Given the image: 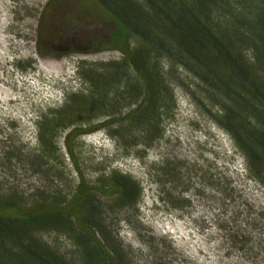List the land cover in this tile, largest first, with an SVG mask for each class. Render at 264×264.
I'll return each mask as SVG.
<instances>
[{"label": "trees", "instance_id": "1", "mask_svg": "<svg viewBox=\"0 0 264 264\" xmlns=\"http://www.w3.org/2000/svg\"><path fill=\"white\" fill-rule=\"evenodd\" d=\"M53 1L40 13V26ZM91 2L111 29L82 46L118 57L76 62L79 89L70 88L60 106L33 114L34 146L0 112V264H131L107 215L136 209L140 182L110 169L90 183L76 152L84 136L102 132L121 156L144 161L173 118L176 91L228 137L247 179L264 191V0ZM74 15L63 23H78ZM48 41L53 53L57 41ZM46 50L37 46L39 55ZM27 63L21 72L33 71ZM66 160L77 177L70 189L52 185L64 178ZM164 166L148 169L151 181L175 177ZM30 174L44 184L23 189L20 178ZM50 234L64 237L71 254L44 239Z\"/></svg>", "mask_w": 264, "mask_h": 264}, {"label": "rangeland", "instance_id": "2", "mask_svg": "<svg viewBox=\"0 0 264 264\" xmlns=\"http://www.w3.org/2000/svg\"><path fill=\"white\" fill-rule=\"evenodd\" d=\"M48 1L0 0V112L16 120L19 134L31 146L33 114L60 106L70 88L79 89L73 79L76 62L118 57L108 51L88 53L82 46L111 29L91 0H54L40 26ZM73 11L78 23L67 26L64 18ZM52 36L57 41L53 53L46 43ZM37 46L47 50L39 55ZM71 50L78 54L62 55ZM27 62L33 71L21 72ZM163 124L162 138L144 161L125 158L110 140L92 135L80 140L76 152L82 176L90 183L110 169L140 182L143 192L136 209L107 215L111 229L131 252V264H264V191L247 179L228 137L178 91L173 118ZM163 160L175 177L157 175L151 181L148 169L162 171ZM69 163L64 178L52 185L70 189L76 184ZM20 180L23 189L44 184L32 174ZM98 199L103 206L110 204L107 197ZM44 239L71 254L64 237L50 234Z\"/></svg>", "mask_w": 264, "mask_h": 264}, {"label": "clouds", "instance_id": "3", "mask_svg": "<svg viewBox=\"0 0 264 264\" xmlns=\"http://www.w3.org/2000/svg\"><path fill=\"white\" fill-rule=\"evenodd\" d=\"M91 135L92 136H97V137H99L101 139H107L102 132H97V133H94V134H91ZM87 136H90V135H87Z\"/></svg>", "mask_w": 264, "mask_h": 264}]
</instances>
